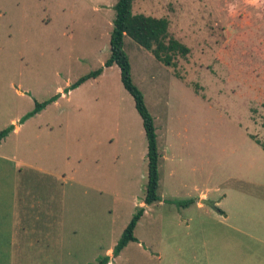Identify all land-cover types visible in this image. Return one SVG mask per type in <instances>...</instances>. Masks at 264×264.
<instances>
[{
	"label": "rangeland",
	"instance_id": "1",
	"mask_svg": "<svg viewBox=\"0 0 264 264\" xmlns=\"http://www.w3.org/2000/svg\"><path fill=\"white\" fill-rule=\"evenodd\" d=\"M118 1L0 0V132L12 128L0 143V264H31L12 250L32 231H61L64 264H264V0L134 1V15L167 18L191 48L174 69L124 40L155 124L152 205L143 120L119 66H105ZM204 58L215 73H196ZM202 194L213 207H198ZM140 208L137 241L115 255Z\"/></svg>",
	"mask_w": 264,
	"mask_h": 264
},
{
	"label": "trees",
	"instance_id": "2",
	"mask_svg": "<svg viewBox=\"0 0 264 264\" xmlns=\"http://www.w3.org/2000/svg\"><path fill=\"white\" fill-rule=\"evenodd\" d=\"M134 1L135 0H119L115 6L116 18L114 20V28L110 40L111 57L106 62L105 66L108 68L113 65L119 66L124 87L133 96L136 109L143 120V127L148 142V185L145 203L146 205H152L160 201V197L158 195L159 151L155 133V124L153 117L147 109L142 92L132 81L131 64L124 51V40L125 37L132 38L140 46L146 48L147 50H152L156 58L166 62L169 61L167 57H169L170 53L174 52L177 48L182 49L184 52L187 50L183 47H179L173 41L167 43L168 24L166 20H157L143 15H134L132 11ZM102 72L103 71L101 69L88 75L87 77L81 78L72 86V89L79 87L90 78L100 76ZM46 105L47 104H38L35 111L28 115L27 118L40 112ZM11 131L12 128L0 132V143L9 135ZM144 213V208H140L138 210L137 214L125 229L118 245L116 246L114 250L115 255L118 256L129 243L137 241L134 232ZM108 259L109 257H106L102 264H108Z\"/></svg>",
	"mask_w": 264,
	"mask_h": 264
},
{
	"label": "crops",
	"instance_id": "3",
	"mask_svg": "<svg viewBox=\"0 0 264 264\" xmlns=\"http://www.w3.org/2000/svg\"><path fill=\"white\" fill-rule=\"evenodd\" d=\"M140 15H143V14H140ZM143 16H146V17H150V18H153V19H157V20H166L167 21V24H168V42L170 41H173L175 42L179 47H183L185 48L187 51L184 52L182 49H179L177 48L176 50H174V52L170 53L168 60L169 61H163V60H160L158 58H156V56L153 54L152 50H148L149 52L152 53V55L162 64L170 67V68H174L177 66V63H176V60L181 57V58H187L188 55L191 53V48L184 42V41H180L178 38L176 37H173L170 33V21L167 19V18H157V17H153V16H148V15H143ZM132 39V38H131ZM137 43V42H136ZM138 44V43H137ZM139 45V44H138ZM140 46V45H139ZM142 47V46H141ZM144 48V47H143ZM146 49V48H144ZM147 50V49H146ZM209 62V59L207 58H204L202 59L196 66L198 67L196 73H198L199 71H205L206 68L210 69L212 73H215V67L211 64V63H208ZM201 64H204V65H207V67H201L200 65ZM200 66V68H199ZM237 69V66H234L232 67V69L228 70L229 73H234ZM196 73H193V75H195ZM252 72L249 71V74H251ZM203 73H199V76L202 75ZM235 74V73H234ZM213 75V74H212ZM217 75V74H216ZM221 73L220 75L218 76L219 79H222L224 77H221ZM228 75V74H227ZM187 75H184V76H181L180 77H186ZM192 75H188L187 77H191ZM214 76V75H213ZM245 75H235V79H240L242 84L245 86L246 82H244L242 80V78L244 77ZM227 80V79H225ZM247 80V79H246ZM255 81V79H252ZM251 80V81H252ZM214 82L216 84V77L214 76V79H211V82ZM250 81V86L254 87L252 85ZM210 82V83H211ZM209 83V84H210ZM209 84H206L205 87L203 86L202 88H200V86L198 85L197 86V90L198 92L200 90H207V87H209ZM217 85V84H216ZM215 85V86H216ZM264 84H262L263 86ZM246 87V86H245ZM206 88V89H205ZM257 89L260 91V95H262V91H263V88H261V86H258ZM211 89L208 88L207 91H210ZM250 101V99H249ZM250 118V117H249ZM264 118V116H263ZM251 120V119H250ZM252 122V121H251ZM253 123V122H252ZM253 125H255L253 123ZM260 131L264 133V121H263V130L260 129ZM264 145V144H263ZM264 150V149H263ZM259 171H255V174L254 172H248L249 175H254L253 177H247L245 178V180L248 181V178H253L256 180V177L257 175H259ZM252 184H255L257 185L258 183H251L250 185ZM259 186V185H258ZM206 199V194H202L201 195V200L198 201V207L199 208H202L203 206H201L202 203V200H205ZM161 201V200H160ZM159 202V201H158ZM53 214V213H52ZM221 216H223V214H221ZM58 219V217L56 218ZM56 219H52L50 221V224H52V222H54ZM61 232V231H60ZM60 232L58 233H54V232H51V231H46V232H35V231H32V233H27V232H23L22 234H26V236H28L29 234L31 235H35V242H31V246H28V247H17V248H14L12 250V254L13 255H17V257H14L13 259H15L16 261H19V263H21L20 261H26V260H29V262L31 264H54V263H58V264H64V247H56L57 246V240L58 239H61L62 238V235L60 234ZM39 239H42L43 242L41 244V241ZM256 241V240H255ZM256 242H259L260 244H262V241L261 240H257ZM62 246V245H60ZM111 253H112V249H109L107 251V254H109L111 256ZM194 259L196 260V262H198L197 260V257L196 255L194 256ZM108 264H111L110 262ZM177 264V263H176ZM179 264V263H178ZM183 264H191V263H183ZM195 264H198V263H195ZM201 264V263H200ZM205 264H213V263H210V261H207Z\"/></svg>",
	"mask_w": 264,
	"mask_h": 264
},
{
	"label": "water",
	"instance_id": "4",
	"mask_svg": "<svg viewBox=\"0 0 264 264\" xmlns=\"http://www.w3.org/2000/svg\"><path fill=\"white\" fill-rule=\"evenodd\" d=\"M202 203L204 204V205H210V206H214V203H211V202H209V201H206V200H202Z\"/></svg>",
	"mask_w": 264,
	"mask_h": 264
}]
</instances>
